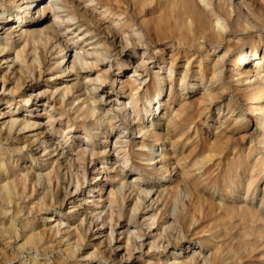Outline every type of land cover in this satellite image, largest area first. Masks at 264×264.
I'll use <instances>...</instances> for the list:
<instances>
[{
  "label": "rangeland",
  "instance_id": "1",
  "mask_svg": "<svg viewBox=\"0 0 264 264\" xmlns=\"http://www.w3.org/2000/svg\"><path fill=\"white\" fill-rule=\"evenodd\" d=\"M125 1L122 0L121 5L127 8V13L122 15L131 18L132 22H140L153 16H161L163 21L166 18L167 0L146 3L144 12L139 11L142 0ZM244 1L252 7L257 17V27L242 32L240 26L242 21H238V26L231 21V29L224 34L223 40L218 43L210 41L212 45L209 41H205L202 48L204 51L201 49L196 58H192L194 50L179 38V30L174 25L164 27L159 33L151 30L148 36L145 34L142 38V44H129L125 48L123 44L108 38L105 28H99V38L103 44L99 45L98 50L105 54L104 62L112 64L108 73V83L116 87L115 78H124L131 74L133 61H138L141 53L146 51L145 53L150 57L143 72L145 82L152 81L162 85L163 80L166 84L172 83L174 88L170 92L164 88L160 95L163 102L161 101L158 109L151 107L148 100L140 108L142 120L146 121L151 131H156L160 136L155 137L145 132L142 154L133 153L141 138L135 136L138 132L131 126L133 119L124 117L122 109L117 106L116 98L119 95H114L109 100H101L99 94L97 95L98 90L89 94L91 97H96L98 113L105 115L102 122H98L94 117H82L80 110H77L78 105L82 104L83 93L88 92L83 86L87 88L91 86L86 75H94L96 70L84 72L80 69L76 78L65 81L71 82L70 90L73 96L79 95V101L68 95L62 101L57 100L58 103H54L53 109L50 110L49 107L46 109L49 113L63 112L64 120H68L69 124L73 125L74 131L69 133V139L64 143L66 147L89 148L91 145L107 147L106 155H101L89 164L88 151L82 152L80 156L82 160L79 158L68 162L66 157L54 160L51 155H44L48 152V148L41 150L38 147V141L34 139L38 129L17 130L19 126H16L9 134L0 132V162L3 165V171L0 169V176L3 177L1 182L8 180L6 194L12 201L6 205L8 203L6 194L4 191L0 193V264H115L108 255V247L103 241H99V237L92 234L94 226L91 231L87 230L90 202L84 203L81 199L86 197L89 200L94 194L92 190L97 185L94 178L97 179L99 176L100 163H103L105 171L103 174L122 173L124 177L123 189L115 194V211L120 210L122 216L127 217L132 213V208L136 207L137 210L133 211L134 219L146 232L149 230L147 226L141 224V218L148 214L156 215L158 227L155 231L162 232L161 237L166 241L160 242L159 246L149 252L151 259H159L162 264H166L171 261V254L182 247V251L188 250L184 253L180 250L179 254H184V259L189 264H208L198 254L201 250V247L197 246L200 245V240L194 238L198 236L204 243L213 237L219 241L214 258L215 264H264V236L258 230L259 222L249 214L238 210L236 204L227 200L228 195L224 194L229 187L228 183L235 185L241 181L240 179H246L253 161H257L256 173L253 175L258 178L257 196L261 192L260 186L264 185V142L260 141V133L264 127V111L257 108L258 103L249 104V98L242 95L240 90H236V81L230 77L229 70L236 53L256 46L259 54L264 45V0ZM28 3L29 0H0L1 17L9 13L14 16L13 20L7 21L5 28L0 29V45L8 44L11 48L17 45L16 48L22 49L20 56L25 59L20 72L10 65L9 59L0 61V80L4 79L6 88L5 91L0 89V109L10 110V114L17 106H20L19 109H28L27 105L32 104L19 101L21 97L25 95L27 97L29 93L39 89H53L67 74L63 70L67 59L64 52L68 48H63L61 45L72 41L69 39L70 30L65 31L63 24L56 25V32L61 36H55L49 28L55 25L52 17L39 18L34 6L26 10ZM78 3V7L74 6L75 11L84 18L80 4L87 5L89 9L91 5L83 0H78ZM86 11L90 13L89 10ZM72 27L74 28L75 25ZM45 32L48 33L47 36ZM88 36L86 34L84 37L86 40L75 43V46L87 48L88 45L85 43L94 40ZM14 40L19 42H13ZM226 44H230V47L224 72L221 78L210 79V86L213 88L206 89L203 86L210 77V73L204 68L209 65L207 50L211 46L214 52L220 54L225 50ZM1 54L4 52L1 51ZM212 56L213 54L210 55ZM199 57L203 58L200 70L204 79L201 81L203 83L201 86L198 85L200 81L195 77L199 70ZM257 59L259 58L250 59L248 63L251 62L252 65ZM41 60H45L43 64ZM75 60L79 63L77 58ZM53 62H56L57 68L49 69L48 65ZM117 63L122 67V72L117 73ZM159 64L164 67L168 65L169 69L159 67ZM262 64L264 70V61ZM158 70L161 71L163 79L158 77ZM171 70L172 74H170ZM56 74L60 76L56 77ZM223 79L227 80L223 81ZM192 82L196 84L192 85ZM31 84L35 87L32 91L28 88ZM49 95L48 93L47 96ZM210 96L212 98H209ZM141 101L142 99H139L135 103L140 105ZM128 106L126 105L131 110L132 108ZM111 111H115V117H111ZM16 115L19 116L13 114ZM52 131L53 138L58 137L56 133L58 131L55 129ZM164 133L169 135L172 144L163 138ZM82 135H87L86 139L82 138ZM162 139L164 144H161ZM114 141L118 142L114 144ZM149 142H152L151 146ZM112 143L118 152H116L118 163L115 165L104 163ZM156 149L157 152L161 150L164 152L163 161L167 168L165 175L167 179L163 182L168 195L161 200V203H153L142 194H138L140 189L147 188L153 178L164 177L165 171L152 170V161L147 160L150 152ZM45 157L47 159H44ZM123 160L126 162L122 171ZM84 162L88 165L87 179H83L80 174V171L82 173L84 170L82 166ZM39 171L41 173L37 174ZM76 179L81 182L80 193L71 198L70 192L76 184ZM107 186L110 185L105 184L103 192L108 188ZM18 200L20 203L12 207ZM171 212L177 221L167 218ZM57 219L66 221L62 226L69 227L72 234L79 236L78 250L73 255L68 253L73 238L61 241L58 235L54 236L50 232ZM154 227L152 226L151 229ZM181 236L184 237L181 239ZM88 252H91V256L86 255Z\"/></svg>",
  "mask_w": 264,
  "mask_h": 264
},
{
  "label": "bare ground",
  "instance_id": "2",
  "mask_svg": "<svg viewBox=\"0 0 264 264\" xmlns=\"http://www.w3.org/2000/svg\"><path fill=\"white\" fill-rule=\"evenodd\" d=\"M142 1L143 2L140 4V10H139L140 12H144L146 10V3H154L155 1H160V0H142ZM29 2L30 3H28V6L26 5L27 11L30 9V7L34 6L33 8L36 10L39 18H45L50 16L52 17V20L55 23V25L53 26L51 25L50 27L49 26L48 27L50 28L51 33L53 32L55 36L58 37L61 36V34L56 32V28H57L56 25L60 26L61 24H63V26L65 27L64 28L65 31L68 32L70 30L71 34L69 35V39H71L72 41L69 43L64 42V44L61 45V47L63 48H68L67 51L64 52V55L67 56V59L65 61V68L63 70V72L67 74H65L64 77L61 78L62 80L55 88L47 89L44 88L43 86L44 89H39L33 93H29L27 97H25L26 95L21 97L19 101L32 103L31 105H27L29 106L28 109L26 108L19 109L20 106H17L13 110V112H11L12 114L9 113L10 110L5 111L0 109V119H3L4 117L8 118L7 120L3 119L2 121H0V132H3L5 135L9 134L16 126H19L17 130H21L25 128H31V130L38 129L39 131L36 132L37 135L35 136L34 139L38 141V147L41 148V150L48 148L47 150L48 152H46L44 155L49 154L52 157H54V160H58L59 158L66 157L68 159V162L72 161V159L78 160L80 156L86 151H88L87 156H89L88 164L92 163L94 159L100 157L101 155H106L107 153L106 152L107 147L102 148L100 146H95V145H91L89 146V148L78 147V146L77 147L73 146L72 148L66 147L64 143L68 141L69 133L74 131L73 125L69 124L68 120H64L63 112H56V114L52 112L49 113L46 109V107H49L50 110L53 109L54 103L57 102V100L62 101L65 98H67L68 95L72 96V99L79 101V95L73 96V93L70 90V85H72L70 84L71 82L66 83L65 81L76 78V74H78L80 69H83L84 72L90 70H96V72L94 73V75H89V74L86 75L88 76L87 77L88 84H90L91 86H89L88 88L86 86H83V88L85 87L86 91L88 92L83 93L82 104L78 105L77 110H80L82 117L84 116H88L89 118L94 117L98 122H102L103 119L105 118V115L98 113L96 109L98 105L97 100L95 99L96 97L95 98L91 97L89 96V94L94 93L92 92L94 90H98L97 95L99 94V98H101V100L102 99L109 100L112 98V96L119 95L116 98L118 104L117 106H120V109H122V112L124 113V117L133 119V121L131 122V126L134 129H136V132H138V134L135 136H140L141 138L137 142L138 143L137 148L134 149L133 152L134 155L142 154L141 150L143 148V137L145 132H148L152 136L154 135L155 137H160L158 136L156 131H151L148 128V124L146 123V121L142 120V115L140 112L141 106H143L144 105L143 103L148 100V103L151 105V107H154L155 110L158 109L162 101V97L160 95L161 92H163L164 88H167L169 92L172 89H174L172 83L166 84V82L164 83L163 80H162V85L156 82L154 83L152 81L145 82L146 78H144L143 72L146 70L147 67L146 65L147 62H149L148 59L150 57L147 56V54L145 53L146 51L141 53L138 61L137 60L133 61L134 63L132 66L131 74L126 75L124 78H118V77L115 78L117 84L116 87H114L112 83L110 82L108 83V73L112 67V64L108 63L107 61L104 62V60L106 59L105 54H103L101 50H98L99 45L103 44L102 41L100 40L101 38H99L100 27L106 29L108 38L110 37V39L115 40L118 44H123L125 48L129 44H134V45L138 43L142 44L141 42L142 38L144 37L145 34L148 36L151 30L159 33L164 27L174 25L179 30V38L183 39L184 42H187V44L194 50L192 54V58L198 57L197 55L204 47L205 41H209L211 45L213 43H218L222 41L224 34L227 31H230L231 29L230 28L231 21H234L237 25L238 21L241 20L242 23L240 24V26L242 28L241 30L242 32H248L257 27V21H256L257 17L252 7H250V5L246 3L244 0H167L166 9H165L166 18L164 21L161 16H153L149 19H142L140 22H132L131 18L127 17L126 15H122L127 13V8L121 5L122 0H83V2L90 3L91 5L89 9L87 5L80 4L81 5L80 9L82 8V13L84 15V18L81 15H78L77 12L75 11L74 6L78 7L79 4L78 0H29ZM86 10H89L90 13H88ZM1 14H2V9H0V29L5 28L6 24L8 23L7 21H9L10 19L11 20L14 19L12 13H9V15H6L3 18L1 17L2 16ZM93 14H95V16H93ZM73 25H75L74 28L72 27ZM11 27L12 26H10V28ZM19 33L21 34L22 32ZM86 34L89 35L88 38L94 39L85 43V45H88L87 48H83L82 46H78V47L75 46V43H79L80 41L86 40V38H84ZM47 35L48 33L45 34V36ZM210 41H213V43ZM13 42L18 43L19 41L14 40ZM16 46L17 45L11 48V46L9 47L8 44L0 45V58H1L0 61L2 60L7 61V59H9L10 65L15 67L16 71L20 72L21 71L20 68H22V66L24 65L25 59L20 56L22 53V49L20 47L16 48ZM229 47L230 44H226L225 50L220 54H217L216 51L214 52V49H212L211 46L208 48L207 59H209V65L208 67H204V68L208 71V73H210V77L209 80L206 81V84H204L203 86L206 89L213 88L210 86V79L221 78V75L224 72V64L226 61ZM76 48H78V50ZM1 51H3L4 54H1ZM212 54L213 56L210 57V55ZM234 56L235 57L233 58V63L231 65L232 67H230L229 70L231 72L230 77H232L233 80L236 81L235 84L236 90H240L242 95L249 98V104L258 103L257 108L261 111H264V70L262 69L263 68L262 61H264V45H262V50L259 54L257 47L251 46L246 50L236 53V55ZM76 58L78 59L79 63H77V61L75 60ZM254 58H259V59L254 60L253 64L250 65L251 62L248 63V61ZM202 59L201 57H199V65H198L199 70L196 73L197 75L195 74L196 75L195 77L200 81V84H198L200 86L203 84L201 83V81L204 79L203 73L200 70L202 66L201 64ZM43 61L41 60L42 64ZM116 66H117V73L122 72V67L120 66V64L117 63ZM159 67L169 69L168 65L164 67L161 64H159ZM48 68L56 69L57 68L56 62L49 64ZM172 70L170 71V74H172ZM166 72L169 71L166 70ZM183 73L184 71L182 72V74ZM73 75L74 77H72ZM157 75L159 78L163 79L160 70H158ZM59 76H60L59 74H56V77ZM224 80L227 79H223V81ZM193 84L196 83L192 82V85ZM103 86L105 87L103 88ZM28 88H30L31 91L35 89V87L32 84L29 85ZM0 89L3 91L6 90L4 79L0 80ZM8 90L9 89H7V91ZM208 92L209 91H206V93ZM48 93L50 94L49 96H47ZM57 95L58 97H56ZM209 98H212V96H210ZM139 99H142L141 101L142 104L140 105L135 103ZM132 103H135V105L134 104L131 105ZM126 105H129L132 109L129 110L126 107ZM39 107L41 108L39 109ZM8 108H10L9 105ZM114 112L111 111L110 114L111 117L116 116ZM154 113L157 112L154 111ZM13 114H19V116L17 115L13 116ZM28 118H32V119H28ZM45 125H48V127H45ZM62 125L64 127H62ZM52 129L58 131L56 132L58 133V137L53 138L54 132L52 131ZM81 137L86 139L87 135L84 136L82 135ZM163 138H166V140L170 144H172V140L170 141L169 135L167 133H164ZM260 141L264 142V127L260 133ZM116 142L118 141H114V144ZM114 144L108 148L110 153L107 155V157H105L106 159L104 163L109 162L112 163L113 165L118 163L117 162L118 159L116 155L117 149L114 146ZM151 144L152 142H149L150 146ZM161 144H164L163 139L161 140ZM163 154L164 152H162V150L160 152H157L156 149V151L150 152V155L147 156V160L152 161L153 164V166L151 167L152 170L165 171L163 175L164 177H161L159 179H157V177L153 178L154 180L151 183H149V185H147V188L142 190L140 189L138 191L139 195L142 194L146 199H150L151 202L153 203L154 202L161 203V200L168 195V191L164 186L165 183L163 182L165 179H167L165 176L167 175V168H166V163L163 161ZM44 159H47V157H45ZM80 159L82 160V158ZM125 162L126 160H123V164L121 165L122 171L124 170ZM82 166L84 167L83 168L84 170L81 168L83 171L82 173L80 171V174H82L83 179H87L86 167L88 165L87 163H85ZM2 168L3 165L0 162L1 171H3ZM44 168L45 167H43V169ZM255 169H257V161H253V163L250 165V171L246 179L244 178L240 179L241 181H238L239 183L237 182V184L235 185H232V183H228L229 187L228 189L225 190L224 194L228 195L227 200L236 204L238 210L246 214H249L250 216H252V218H254L257 222H259L260 226L258 230L261 233H263L264 236V185L260 186L261 192L259 196H257V189L259 185L257 183L258 182L257 176H253L256 173ZM98 171H97L99 173L98 178L97 179L94 178V180L97 183L96 187L92 190L94 194L90 196L89 200L86 197L81 198L84 203H87V201L90 202L89 205L90 216L88 219L87 230L91 231L94 226L95 229L94 231H92V234L95 235L96 237H99L100 238L99 241H103L104 245L108 247L107 251L109 254L108 253L107 254L115 264H162L163 262L160 261L159 259H151L149 257V255H151L149 252L152 251L154 247L159 246L160 242L166 241L164 237L163 238L161 237L162 232L160 233V231H155L157 230L158 227L156 215L148 214L147 216L141 218L140 220L141 224L147 226V230H149L148 232H146L142 229V226L139 225L138 222L134 219L135 213L133 211L137 210L135 206H134L135 209L132 208V213L128 214L127 217H123L120 210L115 211L114 210L115 194L116 192H119L120 190L123 189L124 177L122 176V173H115L110 175L106 172L107 174L106 173L103 174L105 172L103 169V163H100L98 165ZM40 173L41 172L39 171L37 174ZM2 180L3 177L0 176V182ZM107 183L110 186L109 187L107 186L108 188H106L105 191L103 192L102 189L104 185ZM80 185L81 182L78 179H76V184L73 186V189L70 192L71 198L80 193L79 192ZM7 187H8V180L1 182L0 193L2 194L4 191V193L6 194ZM73 193H75V195ZM5 197L8 202L6 205H9V203H11L12 201L10 197L7 196V194L5 195ZM19 203H20L19 200L16 201L14 203L15 205H12V207L13 206L15 207ZM167 218L173 221H177L176 220L177 218L172 212L167 215ZM63 223H66V221H61L57 219L54 223V227L50 228V232L54 236L58 235L61 241L64 239L68 240L73 238L72 240L73 244H71V246L68 248V253H71V255H73V253L78 250L77 243L78 240L80 239L78 235H74L70 232L69 227H63L62 226ZM152 226L154 227L153 229H151ZM183 237L184 236H181V239ZM195 237H197L198 240H200L199 241L200 245L199 244L197 245L201 247V250L198 251L200 258L203 261L207 262L208 264H215L214 258L216 255V249L219 245V241L213 237L211 240L209 239L207 243H204L203 240L200 239V237L194 236V238ZM167 245L168 243L166 242V246ZM181 248L182 247L177 248L176 252L173 255L171 254V261H168L166 264H189L187 261H185L184 254H179ZM187 250L188 249H183V251L182 250L181 251L184 253ZM86 255L91 256V252H88Z\"/></svg>",
  "mask_w": 264,
  "mask_h": 264
}]
</instances>
